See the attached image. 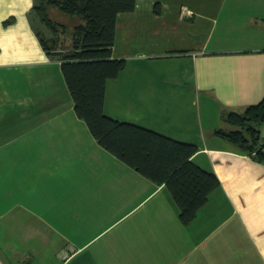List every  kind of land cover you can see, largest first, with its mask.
<instances>
[{
	"label": "crops",
	"instance_id": "0c3cea01",
	"mask_svg": "<svg viewBox=\"0 0 264 264\" xmlns=\"http://www.w3.org/2000/svg\"><path fill=\"white\" fill-rule=\"evenodd\" d=\"M34 5L0 0V264H264V163L217 134L264 97V0H137L117 16L126 66L105 114L196 145L220 180L188 225L77 116Z\"/></svg>",
	"mask_w": 264,
	"mask_h": 264
},
{
	"label": "trees",
	"instance_id": "16d2710c",
	"mask_svg": "<svg viewBox=\"0 0 264 264\" xmlns=\"http://www.w3.org/2000/svg\"><path fill=\"white\" fill-rule=\"evenodd\" d=\"M137 0H35L36 22L51 34L37 30L47 55L61 62V70L73 98L77 116L83 119L98 144L120 161L157 185H165L180 210V220L190 224L211 193L220 186L217 175L199 167L192 158L198 147L143 126L122 122L105 114L107 82L116 79L126 60L112 57L117 16L135 10ZM80 19L72 32V44L62 49L59 37L67 28L49 16V9ZM155 10L159 11L156 4ZM35 21V20H34ZM225 121L237 128L217 134L242 152L264 163V97L243 113L230 112Z\"/></svg>",
	"mask_w": 264,
	"mask_h": 264
},
{
	"label": "rangeland",
	"instance_id": "374dc122",
	"mask_svg": "<svg viewBox=\"0 0 264 264\" xmlns=\"http://www.w3.org/2000/svg\"><path fill=\"white\" fill-rule=\"evenodd\" d=\"M50 15L52 18H54L55 20H60L61 22L65 23L67 25V33L68 35L73 31V26L80 22L79 18H75L74 20H70L71 16H68L67 14H64L63 12H61L60 10H58L57 8H51L50 9ZM37 26L39 27L40 25L37 23ZM39 29H41V32L44 34V36L46 38H50L51 34H48L47 32H45V28L43 27H39ZM59 42H60V47L62 49H69L71 44H72V39H65V36H63L61 34V36L59 37ZM120 107H116V110H118V112H120ZM196 109V107H195ZM119 116V118H122L121 115H117ZM124 120V119H121ZM123 122V121H122Z\"/></svg>",
	"mask_w": 264,
	"mask_h": 264
}]
</instances>
